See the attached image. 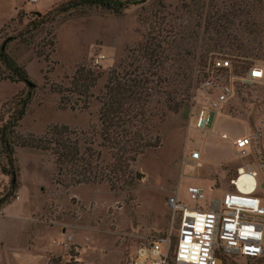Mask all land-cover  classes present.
I'll list each match as a JSON object with an SVG mask.
<instances>
[{
    "label": "rangeland",
    "instance_id": "rangeland-1",
    "mask_svg": "<svg viewBox=\"0 0 264 264\" xmlns=\"http://www.w3.org/2000/svg\"><path fill=\"white\" fill-rule=\"evenodd\" d=\"M76 1L40 0L32 6L26 0H0V51L4 47L37 86L19 132L41 136L52 126H67L93 138L99 126V104L94 100L89 109H81L79 95L69 92L71 79L81 66L107 73L142 43L149 27L141 19L152 17L157 0L131 6L122 16L72 5ZM181 2L164 0L171 11ZM212 2L220 11L244 9L242 20L258 24L260 31L257 42H251L252 34L244 30L236 33L248 41L251 55L227 47L211 50L207 56L228 57L241 73L251 66L264 69V0ZM41 18L46 26L35 31ZM104 82L100 81L96 95ZM197 86L191 102L162 125L159 148L132 164L131 178L121 189L106 183L63 186L57 183L51 154L19 149L16 158L19 168L23 166L19 188L10 204L0 209V264H127L138 248L163 238H170L172 255L180 220L178 215L174 219L169 199L178 197L181 203L195 206L187 188L196 185L204 189L207 207L212 199H221L232 190L231 180L242 165L231 142L219 132L233 139L260 130L264 146V83L237 88L213 121L214 134L210 135L195 129L194 116L207 103L201 81ZM26 90V84L0 81V120L4 112L7 119L10 108L2 109L3 104ZM194 151L201 153L199 165L190 158ZM26 154H32L30 161ZM263 178L259 174V195L264 198ZM8 188L9 178L0 176L3 194ZM228 258L235 264H264V259Z\"/></svg>",
    "mask_w": 264,
    "mask_h": 264
},
{
    "label": "trees",
    "instance_id": "trees-1",
    "mask_svg": "<svg viewBox=\"0 0 264 264\" xmlns=\"http://www.w3.org/2000/svg\"><path fill=\"white\" fill-rule=\"evenodd\" d=\"M148 1L78 0L72 5L122 16L131 6H145ZM216 7L212 0H182L172 12L164 0H157L152 17L141 19L149 27L143 42L129 50L116 66L107 73L96 67L81 66L76 70L69 92L79 95L83 110L89 109L94 100L99 104V126L91 139L67 126H52L41 136L19 132L37 86L27 70L1 50L0 80L26 84L27 90L2 107L10 106L7 119L4 112L0 120V173L9 178V188L0 200V209L10 204L19 188V149L51 154L57 183L63 186L106 183L112 189H121V184L131 178L132 164L161 145L160 129L167 118L191 102L199 84L197 72L207 54L228 47L251 55L248 41L245 43L236 33L244 30L252 34L251 42H257L259 25L247 17L242 20L244 9L240 7L227 11ZM45 23L44 18L38 19L34 30L45 27ZM50 47L54 52L53 40ZM221 261L235 264L228 257L222 256Z\"/></svg>",
    "mask_w": 264,
    "mask_h": 264
},
{
    "label": "built area",
    "instance_id": "built-area-1",
    "mask_svg": "<svg viewBox=\"0 0 264 264\" xmlns=\"http://www.w3.org/2000/svg\"><path fill=\"white\" fill-rule=\"evenodd\" d=\"M26 2L34 6L40 0ZM197 74L207 103L194 116L195 129L206 135L214 134L213 121L234 98L237 88L264 83L261 67L251 66L241 73L231 59L216 53L208 55ZM219 135L231 142L236 157L243 161L231 180L232 190L221 199H212L207 207L203 205L206 193L200 186L187 188L193 207L171 197L173 217L178 215L180 220L173 254L170 238L152 239L138 248L127 264H222V256L264 259V198L259 195L258 182L259 174L264 175L261 132L233 139L226 133ZM190 158L199 165L201 153L194 151ZM3 193L0 190V200Z\"/></svg>",
    "mask_w": 264,
    "mask_h": 264
},
{
    "label": "crops",
    "instance_id": "crops-1",
    "mask_svg": "<svg viewBox=\"0 0 264 264\" xmlns=\"http://www.w3.org/2000/svg\"><path fill=\"white\" fill-rule=\"evenodd\" d=\"M1 81V80H0ZM3 82V81H2ZM28 153V152H27ZM30 159H32V154H26V161H30ZM20 168H21V173L23 172L22 170H23V166L22 165H20ZM23 175V174H22ZM0 176L2 177V179H3V177H5V176H3L2 174H0ZM5 179L7 180L8 178L7 177H5ZM6 209H7V207L4 209V212H3V214L1 215L2 217L4 216V214H5V211H6ZM1 217V218H2Z\"/></svg>",
    "mask_w": 264,
    "mask_h": 264
},
{
    "label": "water",
    "instance_id": "water-1",
    "mask_svg": "<svg viewBox=\"0 0 264 264\" xmlns=\"http://www.w3.org/2000/svg\"><path fill=\"white\" fill-rule=\"evenodd\" d=\"M2 50H4V47L2 48Z\"/></svg>",
    "mask_w": 264,
    "mask_h": 264
}]
</instances>
